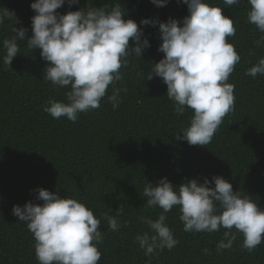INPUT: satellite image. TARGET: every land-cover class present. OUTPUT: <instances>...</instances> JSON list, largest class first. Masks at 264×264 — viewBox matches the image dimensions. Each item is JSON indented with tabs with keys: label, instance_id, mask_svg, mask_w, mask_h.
<instances>
[{
	"label": "trees",
	"instance_id": "16d2710c",
	"mask_svg": "<svg viewBox=\"0 0 264 264\" xmlns=\"http://www.w3.org/2000/svg\"><path fill=\"white\" fill-rule=\"evenodd\" d=\"M33 2L0 0V9L14 11L20 21L13 27L27 30L18 55L6 69L3 40L15 33L8 21L0 25V264H38L32 234L12 215L14 205L43 203L36 199L37 188L76 199L100 219L98 264H264V242L248 252L238 234L231 249L217 252L225 229L185 232L178 208L168 212L165 220L179 241L171 251L145 256L135 242L138 234L149 230L139 218L155 220L161 212L146 206L143 188L155 186L161 178L178 187L192 179L203 183L205 178L220 176L232 184L233 191L247 195L264 210V75H245L264 57V46L255 44L264 34L247 21V0L230 7L223 0H205L232 19L236 34L228 42L241 59L227 81L235 86L234 111L224 117L204 147L175 139L189 125L192 112L177 115L161 78L147 79L163 58L158 51L162 41L158 25L140 24L142 19L182 21L188 15L187 5L179 0H168L164 7L150 0H78L56 10L65 15L87 7L111 9L119 3L123 18L137 23L142 39L150 45L139 58L129 55L127 66L120 69L123 79L115 87L127 91L120 92L122 102L115 110L107 100L113 92L110 85L99 108L80 113L71 122L65 117L54 119L43 110L49 99L66 102L64 93L69 89L45 81L49 62L41 58L39 49L27 48ZM117 212H122L117 217L121 226L112 231L103 217Z\"/></svg>",
	"mask_w": 264,
	"mask_h": 264
},
{
	"label": "clouds",
	"instance_id": "9594fccd",
	"mask_svg": "<svg viewBox=\"0 0 264 264\" xmlns=\"http://www.w3.org/2000/svg\"><path fill=\"white\" fill-rule=\"evenodd\" d=\"M67 2L78 0H35L30 4L35 15L31 18L32 35L27 39L29 50H40L41 58L49 62L43 79L57 88H68L66 102L49 99L44 111L59 120L65 117L76 122L80 113L100 107L108 87L113 92L107 97L115 110L122 102L116 88L123 79L120 69L127 66V57H140L149 42L142 39V29L131 19L125 20V11L119 3L60 15L56 12ZM156 7H164L168 0H150ZM187 5L188 15L177 21L142 19L141 25L157 26L162 43L158 51L163 58L153 65L147 79L161 78L166 85V97L173 102L177 115L191 111L189 125L177 134L190 146H205L211 140L224 117L234 111L235 86L228 83L230 75L241 57L228 37H234L236 28L231 18L223 15L220 7L210 6L205 0H179ZM226 6L237 5L240 0H223ZM250 6L247 21L264 34V0H247ZM9 22L11 38L3 40L6 54L3 65L10 69L24 41L27 30L13 27L19 24L14 11L0 9V25ZM132 41L130 47L129 41ZM264 46V35L255 42ZM264 75V57L247 70L245 75L256 78ZM213 186H209V185ZM40 205L27 202L23 207L14 205L12 215L26 224L32 234L38 264H98L101 253L96 243L102 239L100 219L83 203L72 198H61L58 193L37 188ZM143 196L148 208L161 209L157 219L140 217L148 231L138 234L135 242L145 256L156 251H171L179 241L165 223L166 214L179 210L183 230L189 233L217 232L225 229L217 252L231 249L239 234L243 237L242 249L253 251L264 242V210L232 184L220 176L207 178L203 183L196 179L174 187L166 178L155 186L145 184ZM115 216L105 213L109 229L120 228ZM95 242V243H94ZM207 253V249L204 250Z\"/></svg>",
	"mask_w": 264,
	"mask_h": 264
}]
</instances>
